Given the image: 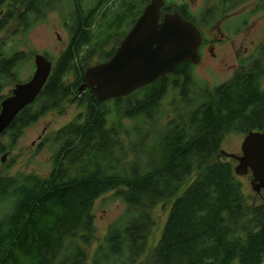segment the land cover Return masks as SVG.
<instances>
[{
	"label": "trees",
	"instance_id": "1",
	"mask_svg": "<svg viewBox=\"0 0 264 264\" xmlns=\"http://www.w3.org/2000/svg\"><path fill=\"white\" fill-rule=\"evenodd\" d=\"M148 1L0 0V33L11 22L26 32L48 11L61 8L70 36L43 90L0 137L7 139V145L0 142V160L44 112L65 101L85 106L81 123L76 120L53 134L57 146L47 176H0V264H86L84 248L95 232L92 206L108 193L121 200L124 210L99 240L91 264H136L146 252L152 210L160 203L170 204L167 218L143 264H264V199L247 203L220 153L230 133H264L260 60L211 89L193 88L189 65L177 66L172 78L181 84L174 82L169 90L172 117L157 133L160 151L146 154L145 161L139 143L146 145L153 132L171 78L102 104L87 90H78L92 56L99 53L107 61L113 50L105 52L106 47L126 34ZM2 46L0 104L8 80L22 82L13 70L25 59L16 51L3 56ZM70 68L74 78L66 84ZM196 96L199 102L192 106ZM114 113L132 126L125 131L119 123L107 129L106 120ZM118 132L127 139L126 147ZM141 137L138 145L129 141Z\"/></svg>",
	"mask_w": 264,
	"mask_h": 264
},
{
	"label": "rangeland",
	"instance_id": "2",
	"mask_svg": "<svg viewBox=\"0 0 264 264\" xmlns=\"http://www.w3.org/2000/svg\"><path fill=\"white\" fill-rule=\"evenodd\" d=\"M205 1L212 3V10L214 12H219L216 4L220 0ZM261 1L245 0L233 4L226 2L222 10L225 14H228L227 22H223V25L220 24L218 26L214 23L212 30L208 31L209 35L212 34L211 36L221 39V41L216 42L213 46V53L216 58L210 59V54H206L203 64L199 67H191L190 76L194 84L192 86L193 88L211 89L214 86L228 81L234 75L239 63L242 60L245 62V59H252L251 63L260 60L264 65V9L262 8ZM171 3L180 6L187 4L185 7L188 15L196 18L198 14L196 9L201 5V0H195L192 4L189 0H165V5H170ZM244 20L245 23L243 22ZM16 29L18 28H16L15 23L11 22L0 33V44L3 45V56H9L14 51L25 54L24 61L13 70L16 75V81L24 82L31 77L34 72L33 56L36 54L47 58V61L53 67L70 41L67 27L62 21L61 8L48 11L41 22L26 32L21 29ZM220 32L224 34L222 37H220ZM120 38L116 37L113 43L106 47L105 52L113 50L114 47L117 48V43L122 39ZM102 58V54L99 53L92 56L89 67L103 63L101 61ZM244 62L240 64V70L247 67V64ZM73 78V69L70 68L64 76V82L66 84L71 83ZM13 82L8 80L6 83V87L3 90V95H6L5 97L13 89L15 83ZM261 85L264 89V79H262ZM172 97L173 94L169 92L159 104L158 112L155 114L154 129L147 138V144L142 146L143 142L139 143V145L141 144L140 159H143V161L147 160L146 154L150 153L152 155L160 151L157 133L165 127L167 121L172 117L170 115L172 109L170 104L174 103H172ZM196 98L197 100L192 102V106L198 104V96ZM109 106L106 109L113 110ZM84 118L85 106H79L77 102L65 101L59 108L44 112L34 123L25 127L12 144L11 149L7 148V151L2 154L0 160V176L12 177L16 174L31 173L39 176H47L50 171V158L54 153L53 147L57 146L53 143V134L76 120L78 121L77 123H81ZM106 121L107 129L117 128L116 125L120 123L121 128L123 127L126 131L133 124L128 119L116 117L115 113L110 114ZM118 137L126 147L128 143L127 139L121 133ZM244 137L245 135L236 133L226 135L220 145L221 152L239 157L241 155L240 147ZM141 139L142 137L130 139L129 141L132 144L138 145V140ZM0 142L7 145L6 138H0ZM130 158L131 156L128 154L127 159L129 160ZM225 161L231 164L232 169L237 165V162L231 158H225ZM235 179L241 185V191L247 203L259 204L264 199V191H261L260 194H255L252 191L250 187V175L235 176ZM169 206V203L165 205L160 203L153 208L151 217L154 222V227L151 229L147 241L146 252L137 260L136 264H143L147 253L156 246L167 218ZM123 210V203L121 200L113 198L112 193L102 195L93 203L91 214L93 215L95 232L93 241L84 248L87 254L86 264H91L93 254L98 248L99 240L105 234L108 226L122 214ZM1 211L2 209L0 208V213Z\"/></svg>",
	"mask_w": 264,
	"mask_h": 264
},
{
	"label": "water",
	"instance_id": "3",
	"mask_svg": "<svg viewBox=\"0 0 264 264\" xmlns=\"http://www.w3.org/2000/svg\"><path fill=\"white\" fill-rule=\"evenodd\" d=\"M162 5L163 0H149L112 56L84 71L79 91L87 90L102 104L129 96L187 60L197 64L202 41L200 32L178 13L164 14L160 21ZM33 64L31 77L14 85L0 104V136L15 117L35 101L48 80L51 63L36 54ZM240 150L239 157L220 153L236 160L233 168L236 176L250 174V187L255 194H260L264 191V133L247 134Z\"/></svg>",
	"mask_w": 264,
	"mask_h": 264
},
{
	"label": "flooded vegetation",
	"instance_id": "4",
	"mask_svg": "<svg viewBox=\"0 0 264 264\" xmlns=\"http://www.w3.org/2000/svg\"><path fill=\"white\" fill-rule=\"evenodd\" d=\"M192 4L193 1L195 0H189ZM227 2V1H226ZM218 4V5H217ZM216 6L218 7V11L219 12H214L212 10V3L211 2H206L205 0H201V5L197 7V15L196 18L195 17H191L188 15L187 11H186V5L187 4H183V5H176L174 3H171L170 5H165V0H163V5L162 8L160 10V21L162 20V17L164 14H172V13H178L182 18H184L185 20H188L190 22H192L198 29V31L201 34L202 37V41L201 44L198 48V61L197 64H193L190 60H187L186 62H184L183 64L189 65V68L191 69V67H199L201 64H203L204 58L206 56V54H210L211 58L210 59H214L216 58L215 54L213 53V46L215 45L216 42L221 41L220 38H216L211 36L212 34H208L209 30H212V27L214 26L213 24L216 23V25H223V22H227V15L223 12V7L226 5L225 2L219 1V3H217ZM261 5L262 8L264 9V0L261 1ZM258 6V4H257ZM204 10V11H203ZM246 20V19H245ZM245 20L243 21L245 23ZM228 27V26H226ZM224 31H226V29H224ZM126 35V34H125ZM124 35V36H125ZM222 35H224L222 32H220V37H222ZM124 36L122 37V39L124 38ZM121 39V40H122ZM121 40L117 43L116 46L119 45V43L121 42ZM116 47L113 48V53L115 51ZM252 60V59H251ZM250 59H245V62L242 60L239 63V66L237 67V69L235 70L234 74L237 73L238 71H240L241 68V63L244 62L245 64H248L249 61L251 62ZM182 65V64H181ZM177 68V67H176ZM185 75H187L186 73H184ZM174 70L171 71L170 73L157 78L153 83H151L150 85L155 84L158 80H162V79H170L169 81H166V86L165 89L167 88V91L165 90L164 94L161 96V101L165 98V95L167 96L169 94V90L175 86L176 82L174 80ZM176 77V76H175ZM189 78L190 76V72H189ZM180 80H183V76H180L179 78ZM177 85H180L181 82H176ZM177 93L179 94V92L177 91ZM111 101V100H110ZM160 101V102H161ZM159 102V104H160Z\"/></svg>",
	"mask_w": 264,
	"mask_h": 264
}]
</instances>
